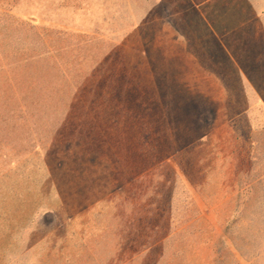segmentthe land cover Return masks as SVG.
Segmentation results:
<instances>
[{
    "label": "rangeland",
    "instance_id": "1",
    "mask_svg": "<svg viewBox=\"0 0 264 264\" xmlns=\"http://www.w3.org/2000/svg\"><path fill=\"white\" fill-rule=\"evenodd\" d=\"M0 264H264V0H0Z\"/></svg>",
    "mask_w": 264,
    "mask_h": 264
}]
</instances>
